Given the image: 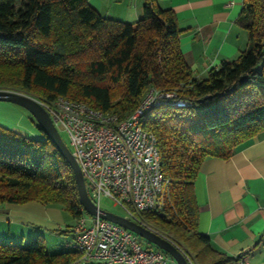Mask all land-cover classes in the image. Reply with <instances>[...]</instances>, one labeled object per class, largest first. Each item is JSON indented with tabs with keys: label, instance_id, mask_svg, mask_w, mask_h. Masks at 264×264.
Listing matches in <instances>:
<instances>
[{
	"label": "trees",
	"instance_id": "1",
	"mask_svg": "<svg viewBox=\"0 0 264 264\" xmlns=\"http://www.w3.org/2000/svg\"><path fill=\"white\" fill-rule=\"evenodd\" d=\"M237 22L248 48L202 77L182 52L175 11L159 0H146L136 23L104 17L88 0H0V89L84 101L120 120L152 90L171 95L144 114L169 184L162 207L138 221L196 264H233L199 231L194 183L206 158L228 159L264 131V0H243ZM33 200L76 221L82 215L73 170L56 145L0 124V202ZM70 240L58 252L43 234L0 240V264H82Z\"/></svg>",
	"mask_w": 264,
	"mask_h": 264
},
{
	"label": "crops",
	"instance_id": "2",
	"mask_svg": "<svg viewBox=\"0 0 264 264\" xmlns=\"http://www.w3.org/2000/svg\"><path fill=\"white\" fill-rule=\"evenodd\" d=\"M145 1L88 0L104 17L130 23L142 17ZM159 2L175 11L182 52L197 76H206L223 61L237 58L248 48V33L237 22L243 0ZM11 104L0 102V108H9L13 115L11 120L0 115V124L31 138L44 139L45 134L30 116L17 112ZM194 190L199 206V231L210 237L212 245L235 259L248 252L252 264H264V131L228 159L206 158ZM71 218L57 205H43L34 200L0 202V240L23 243L43 234L47 248L53 251L72 239L76 220L72 218L70 222Z\"/></svg>",
	"mask_w": 264,
	"mask_h": 264
},
{
	"label": "built area",
	"instance_id": "3",
	"mask_svg": "<svg viewBox=\"0 0 264 264\" xmlns=\"http://www.w3.org/2000/svg\"><path fill=\"white\" fill-rule=\"evenodd\" d=\"M163 96L171 95L150 91L123 120L116 113L64 96L38 100L60 133L69 137L88 194L99 208L103 198H110L124 209L125 217L139 222L141 212L162 207L169 181L163 173L158 138L143 127V118ZM81 211L67 246L81 253L82 264H177L167 252L144 244L128 228L91 215L83 206ZM186 258L189 264H196L191 257ZM234 264H252L248 252L240 253Z\"/></svg>",
	"mask_w": 264,
	"mask_h": 264
},
{
	"label": "water",
	"instance_id": "4",
	"mask_svg": "<svg viewBox=\"0 0 264 264\" xmlns=\"http://www.w3.org/2000/svg\"><path fill=\"white\" fill-rule=\"evenodd\" d=\"M0 102L16 104L28 110L36 120L39 129H41L42 132L56 145L61 156L67 160L73 170L79 192L80 203L86 212L91 215H99L104 219L128 228L138 234L141 238H145L152 244H155L158 248L167 252L174 258L177 264H189L184 253L169 239L139 222L128 219L124 215L99 208L92 201L88 194L80 165L76 161L71 149L64 141L49 112L36 98L27 94L0 89Z\"/></svg>",
	"mask_w": 264,
	"mask_h": 264
},
{
	"label": "rangeland",
	"instance_id": "5",
	"mask_svg": "<svg viewBox=\"0 0 264 264\" xmlns=\"http://www.w3.org/2000/svg\"><path fill=\"white\" fill-rule=\"evenodd\" d=\"M11 107H13L17 112L19 111V112H21L23 114L30 115V112L28 110H26L25 108H23V107H21L19 105L11 104ZM12 111H14V110H12ZM9 112H10L9 108H0V115L4 116V117H9L10 120H11L10 115L12 113L11 112L9 113ZM11 116H13V115H11ZM61 135H62L64 141L66 142V144L69 146V148H71L69 137L67 136V134L64 133L63 131H61ZM101 207L103 209L112 211V212L120 214V215H124L125 214L124 209L121 206L115 204V202L112 199H110V198H103L102 201H101ZM69 221L71 222V221H73V219L71 218ZM142 240H143L144 244H146V245H148V246H150L152 248H157V246L155 244H152L151 242H149L145 238H142ZM62 250H64V246L63 245H58V246L55 247V249L52 252H58V251H62Z\"/></svg>",
	"mask_w": 264,
	"mask_h": 264
}]
</instances>
